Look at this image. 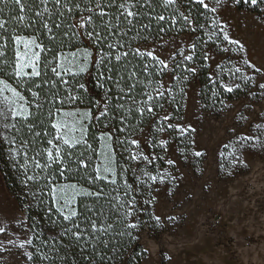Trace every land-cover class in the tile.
Instances as JSON below:
<instances>
[{"label":"snow or ice","instance_id":"obj_1","mask_svg":"<svg viewBox=\"0 0 264 264\" xmlns=\"http://www.w3.org/2000/svg\"><path fill=\"white\" fill-rule=\"evenodd\" d=\"M242 2L264 4L0 0V151L26 200L22 215L0 207V264H8L5 252L19 253L23 264H120L125 238L139 239L133 230L144 223L143 206L155 203L156 185L183 179L168 152L173 140L186 161L206 156L188 119L202 70L211 106L233 109L222 93L243 88L259 93L264 109V65L248 58L224 17ZM218 55H229V66ZM248 111L238 119L255 131L232 129L229 169L245 164V151H264V111ZM151 219L163 222L154 212Z\"/></svg>","mask_w":264,"mask_h":264},{"label":"rangeland","instance_id":"obj_2","mask_svg":"<svg viewBox=\"0 0 264 264\" xmlns=\"http://www.w3.org/2000/svg\"><path fill=\"white\" fill-rule=\"evenodd\" d=\"M255 8L259 12L230 8L224 17L231 26V34L245 44L248 58L261 66L264 22L259 17L264 14V7L261 4ZM216 59L222 66L229 65V55ZM232 62H236L234 56ZM198 94L199 84L195 81L189 96L188 119L196 129L192 136L206 156L199 163L186 161L179 157L176 143L170 144L168 152L171 158H179V175L183 179L175 187L157 186L154 213L163 222L158 232L144 231L140 236L146 249L143 264H264V151H245V164L230 169L225 160L231 151L233 128L238 134L254 133V123L251 128L244 126L238 116L248 115L253 108L264 111L256 102L259 93L256 97L245 94L229 101L235 107L225 109L219 116L201 108ZM221 164L226 167L221 168ZM0 207L9 215H22L1 175ZM169 215L177 217L175 223L167 221ZM2 257L8 264H23L19 253L13 256L5 252Z\"/></svg>","mask_w":264,"mask_h":264},{"label":"trees","instance_id":"obj_3","mask_svg":"<svg viewBox=\"0 0 264 264\" xmlns=\"http://www.w3.org/2000/svg\"><path fill=\"white\" fill-rule=\"evenodd\" d=\"M237 7L239 9H249L253 12H259V10H256V8H254L253 6L249 7L245 5L243 2ZM262 7H264V4H262ZM165 38L168 37L166 36ZM204 38L206 39V37ZM224 66H229V65L225 64ZM207 79H208L207 72L202 70L196 80V82L199 84V94H198L199 100L201 104L209 105L208 107L203 108L204 110L210 111L215 116H219L225 111V109L221 110L222 106L219 103H217L214 107L211 106L210 98H202L204 94H207L208 97H210L209 90L211 86L207 83ZM225 79L227 80V77H225ZM90 89L92 94L95 96L97 89H95L94 87V82H90ZM246 91H247L246 89L242 88L240 90L234 91L233 93L224 92L222 93L221 98L226 99L227 102L233 101L245 95ZM189 135L192 136V133H190ZM173 142L176 143L178 149L180 147H183V145H181L178 140H173ZM145 151L147 153L153 150L148 146H145ZM156 151L160 152L159 149H156ZM178 153H179V157L183 159V157L180 156L179 150ZM160 155H164V153L160 152ZM158 164L161 168L168 167L163 162H158ZM0 175L4 183L5 189L10 194V196L16 201L20 212L23 214L22 211L23 205L24 203H26L25 193L23 191V185L20 183V180L17 177L16 170L12 167L11 163L9 162L6 148L0 151ZM157 186L158 185H156V191L153 193V195H155L157 192ZM154 205L155 203L153 205L143 206L145 208V211L140 213V217L142 221H144V223L140 227L139 231L133 230V234L135 236H138L139 239L129 241L127 238H125L123 255L119 258L120 264H143L146 256V252L143 245L140 242V236L144 231H151L153 233H156L160 229L159 225H157L155 221L151 219V214L154 212ZM39 211L40 210L38 208L33 209L31 215H36Z\"/></svg>","mask_w":264,"mask_h":264}]
</instances>
